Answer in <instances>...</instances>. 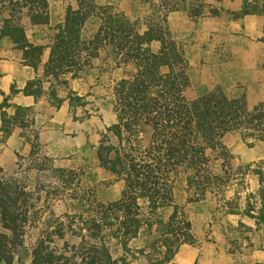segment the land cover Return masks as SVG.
I'll return each mask as SVG.
<instances>
[{"label": "rangeland", "instance_id": "374dc122", "mask_svg": "<svg viewBox=\"0 0 264 264\" xmlns=\"http://www.w3.org/2000/svg\"><path fill=\"white\" fill-rule=\"evenodd\" d=\"M3 1L0 27L5 17L19 19L30 42L49 46L35 70L24 64V53L9 38L0 39V104L7 99L29 108L27 125L10 135L1 130L0 111V187L16 198L24 222L18 262L33 264V253L41 248L48 264H150L152 237L145 229L127 250L122 235L115 234L120 224L107 228L103 222V207L126 195L128 174L108 170L100 148H114L110 159L119 153L123 167H129L126 155L144 162L160 154V141L154 143L153 128L144 119L120 137L108 131L119 122L117 86L138 70L106 42L92 44L103 12L128 19L142 34L160 30L175 44L188 63L182 92L187 101L221 89L229 97H244L250 109L264 108V15H243L255 0H48L50 24L34 26L27 9ZM90 7L93 12L82 27L85 68L77 78L62 75L58 84L45 75L50 45L69 8ZM161 46L151 45L155 52ZM36 79L42 81V97L12 92L13 86L22 90ZM72 95L83 97L85 104L72 109ZM7 112L13 115L15 108ZM250 142L236 132L222 138V148H209V179L186 167L166 178L171 203L158 213L165 221L174 216L190 222L195 239L182 245L169 264H264V224L251 217L256 214L253 195L260 188L254 169L264 168V143ZM139 204L138 217L145 221L148 203ZM0 233L10 235L1 215Z\"/></svg>", "mask_w": 264, "mask_h": 264}, {"label": "trees", "instance_id": "16d2710c", "mask_svg": "<svg viewBox=\"0 0 264 264\" xmlns=\"http://www.w3.org/2000/svg\"><path fill=\"white\" fill-rule=\"evenodd\" d=\"M5 1V0H4ZM3 1V2H4ZM21 10L27 9V17L34 26L50 24L48 0H7ZM94 7L88 11L68 9L64 23L50 45V55L45 65L46 77L53 78L61 84V76L72 74L79 77L86 65L83 51L82 27L91 17ZM21 14L22 11H19ZM243 15H264V0H255V6H245ZM0 39L9 38L15 48L24 53V64L38 69L42 57L49 46L36 45L27 38L25 28L19 19H2ZM106 42L113 46L119 55L137 66V74L129 80H122L117 86L119 98V122L108 128V131L120 137L123 130L135 128L139 119H144L153 128L154 143L159 155L152 159L138 162L135 157L126 155L128 166L123 167V157L119 153L110 159L112 147H101V163L116 175L128 174V191L118 203L103 207V222L107 228L114 227L115 221L120 224L116 233L122 235L124 248L128 242L138 238L141 230L152 237L147 248L150 264H169L184 244H193L192 225L185 220L171 216L167 221L159 215L160 209L170 206V188L164 183L172 171L186 167L198 176L210 178L206 152L209 148H222L221 140L227 134L238 132L244 141L253 140L264 143V108L260 104L250 109L244 97H229L221 89L214 90L194 101H187L182 92L186 86L184 71L187 61L182 52L172 42L165 39L160 30H149L140 33L134 25L122 16L103 12L102 26L93 41V45ZM162 44L155 52L151 45ZM97 48V47H96ZM66 83V82H63ZM42 81L29 82L22 90L12 87V92L26 96L42 97ZM1 94V92H0ZM51 97L56 98L55 90ZM6 99L0 104L2 115L1 130L10 135L14 128L27 125L24 117L29 108L9 104ZM72 109L85 104L84 98L70 96ZM15 108L13 115L7 109ZM156 141V142H155ZM228 157L227 153L223 154ZM1 171V170H0ZM259 178L260 188L251 204V215L259 224H264V168L254 169ZM0 190L3 191L2 187ZM139 200H146L149 216L143 220L138 217L142 208ZM17 207V200L10 192L0 193V215L3 227L10 233H0V263L20 264L17 254L24 247L22 238V213ZM122 212V216L118 215ZM142 215V214H141ZM114 219V222L112 220ZM121 219V220H120ZM155 233V234H154ZM154 234V235H153ZM143 251V250H142ZM42 256L41 248L33 253V264H48Z\"/></svg>", "mask_w": 264, "mask_h": 264}]
</instances>
